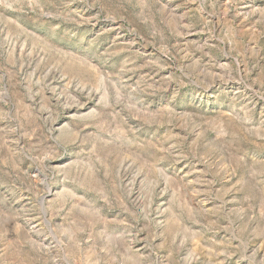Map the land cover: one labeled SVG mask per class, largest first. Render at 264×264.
Segmentation results:
<instances>
[{
    "label": "rangeland",
    "instance_id": "1",
    "mask_svg": "<svg viewBox=\"0 0 264 264\" xmlns=\"http://www.w3.org/2000/svg\"><path fill=\"white\" fill-rule=\"evenodd\" d=\"M0 264H264V0H0Z\"/></svg>",
    "mask_w": 264,
    "mask_h": 264
}]
</instances>
